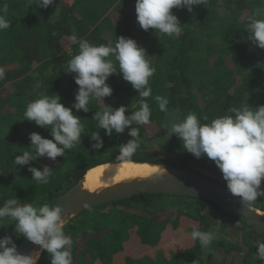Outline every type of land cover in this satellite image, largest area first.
Instances as JSON below:
<instances>
[{"label":"trees","instance_id":"trees-1","mask_svg":"<svg viewBox=\"0 0 264 264\" xmlns=\"http://www.w3.org/2000/svg\"><path fill=\"white\" fill-rule=\"evenodd\" d=\"M26 3L27 0H0V7L7 4L5 15L11 23L10 28L0 31V69L5 73L0 80V206L13 198L19 204L32 203L37 208L43 204L52 206L57 196L89 169L113 161H152L188 169L186 165L199 157L183 150V142L175 133L169 134L173 151L162 157L146 152L141 137L163 134L162 125L170 113L183 119L194 112L204 122V116L212 119L225 115L233 106L258 108L264 104V49L249 39L251 34L246 29L248 17L264 19V15H256L264 10V0H223V4L209 0L207 6H193L191 12L187 7L174 8L182 25L175 37L142 29L137 22L136 0H54L47 8L35 4L28 7ZM119 36L135 39L155 68L149 79L152 94L146 99L151 109L150 123H133L124 132H113L111 136L98 127L94 116L104 105L126 106V115L141 106L138 91L117 71L106 81L113 89L110 96L92 100L87 112L72 108L85 128L77 145L55 160L37 157L28 165H15L16 155L34 151L30 133L52 138L50 129L24 119L28 103L43 95L57 94L66 107H72L79 86L76 74L67 72L66 67L79 51V41L114 45ZM113 63L118 67L114 58ZM157 95L168 99L169 113L159 110ZM132 127L139 130V147L130 159L119 160V147L133 139L129 135ZM93 133L103 141L98 149L93 148L98 143L92 139ZM200 157L208 159L206 154ZM30 167L51 168L49 182L38 184ZM162 196L174 197L145 193L92 207L87 210L91 214L82 212L74 217L64 226L65 235L72 239L69 248L73 264H113L133 232L140 243L156 246L169 224L178 226L177 215L181 213L198 220L197 229L213 234L217 224L208 218L209 211H214L212 206L227 216L222 219L224 228L235 224L242 231L246 264H264L256 255V243L264 241V236L240 218L223 212L212 202L186 196L181 199L189 209L171 212L166 210L169 204H163ZM259 200L260 197L253 205L264 210ZM0 228L9 233L16 246L24 239L16 234L15 221L10 218L0 220ZM222 244L226 243L214 239L202 248L194 240L191 247L172 253L170 258L163 254L156 258L125 256L124 264H210L215 248ZM231 248L240 246L233 244ZM37 264H51L46 250Z\"/></svg>","mask_w":264,"mask_h":264},{"label":"clouds","instance_id":"clouds-1","mask_svg":"<svg viewBox=\"0 0 264 264\" xmlns=\"http://www.w3.org/2000/svg\"><path fill=\"white\" fill-rule=\"evenodd\" d=\"M217 2L223 4V0ZM53 3L54 0H27L26 6L35 4L47 8ZM208 3L209 0H136L137 22L145 31L154 29L155 32L175 37L181 32L182 25L173 9L187 7L191 12L193 6H207ZM6 11L7 4H4L0 7V31L11 26ZM256 15H264V10H259ZM246 29L251 34L249 39L264 49V19L248 17ZM148 57L146 50L131 37L119 36L114 45H94L87 40H80L79 51L71 56L66 67L67 72L76 74L75 82L79 86L74 104L66 107L57 94L43 95L28 103L24 119L50 129L52 138H45L37 132L30 133L31 149L34 151L16 155L15 165H28L31 160L45 156L55 160L77 145L85 128L72 108L87 112L92 100L110 96L113 89L106 81L117 71L138 91L142 98L141 106L139 110L126 115V106L112 108L104 105L102 111H97L94 116L98 127L105 129L107 135L111 136L113 132H124L133 123H150L151 109L146 99L152 94L149 79L154 75L155 68ZM113 58L118 62V67L113 63ZM4 76V70L0 69V80ZM155 101L161 112L169 113L166 97L157 95ZM170 116L171 120L165 121L163 126L170 127L171 133L182 140L183 150L196 157L206 154L214 160L227 182L228 190L234 196H239L248 209L259 197H264V189H261L264 180V104L258 108L247 104L233 106L225 115L212 119L204 116V122L194 112L188 113L183 119L178 118L176 113H170ZM138 131L136 127L130 129L129 135L133 139L119 147V160L130 159L135 154L139 147ZM92 139L98 141L93 145L94 149L103 146L98 133H93ZM29 171L38 184L49 182L51 168L40 170L30 167ZM62 212L60 205L53 207L43 204L37 208L32 203L19 204L13 198L0 206V220L7 217L15 221L16 234L46 250L51 257V264H73L69 248L72 239L65 235ZM214 238L211 232L195 227L191 232V239L198 240L202 248H207ZM256 248L257 258L264 261V241H258ZM36 261L33 255L20 253L10 236L0 238V264H36Z\"/></svg>","mask_w":264,"mask_h":264},{"label":"water","instance_id":"water-1","mask_svg":"<svg viewBox=\"0 0 264 264\" xmlns=\"http://www.w3.org/2000/svg\"><path fill=\"white\" fill-rule=\"evenodd\" d=\"M122 162L113 161L104 164ZM130 162L159 166L163 171L146 178L124 180L94 191L85 188V174L83 178L57 196L52 204L53 207L62 206V215L65 218L64 226L84 210L101 204L145 193H165L212 202L223 212L240 218L250 228L264 236V210L254 205L248 209L239 196H234L226 186L214 181V179L171 164L152 161ZM17 248L22 254L33 255L37 260L36 264L44 252L39 245L33 244L26 238L19 243Z\"/></svg>","mask_w":264,"mask_h":264},{"label":"crops","instance_id":"crops-1","mask_svg":"<svg viewBox=\"0 0 264 264\" xmlns=\"http://www.w3.org/2000/svg\"><path fill=\"white\" fill-rule=\"evenodd\" d=\"M182 220L183 221L181 225L177 227L169 224L163 231L161 240L158 241L159 243L156 246L140 243L136 235L133 237L131 235L129 241L126 242L124 252L115 256L113 264H124V258L126 255L136 258H140L142 256H150L152 258H156L157 255L163 254L166 258H170L172 253H179L186 248L191 247L194 244V240L191 239V232L193 230V227H198V222L196 219L188 215H184ZM187 224H191L193 226H191V228L187 230ZM230 226L226 236L229 240L239 245L240 248L229 249L225 246V244L219 245L214 250L210 264H246L245 257L247 248L241 240L242 231L235 224H231ZM132 245L134 249L143 250L142 254H123L128 248H131Z\"/></svg>","mask_w":264,"mask_h":264},{"label":"rangeland","instance_id":"rangeland-1","mask_svg":"<svg viewBox=\"0 0 264 264\" xmlns=\"http://www.w3.org/2000/svg\"><path fill=\"white\" fill-rule=\"evenodd\" d=\"M177 116V114H176ZM168 121L171 120V116L169 115L168 116ZM169 134H170V127L168 128V133L167 135L165 134H160L154 138H150L148 137V135H144L143 137H141L142 139V144H144V148L146 149L145 151H151V152H155L157 153V156H163L165 153L167 152H172V148H171V144L169 143ZM186 167L188 169H191L192 171H195L196 173L200 174V175H203L205 177H208L210 179H214V181H217L221 184H223L224 186L227 187V182L224 180L223 178V174L221 172V170L219 169V167L216 165L215 161L210 159V158H197L195 160H193L191 163H188L186 165ZM261 189H264V180H262V183H261ZM164 200V205L166 204H169L168 208L166 210H170L171 212L173 210H176V211H181V212H184V210H188L189 208L187 207V204L184 203L183 199H181V196L180 195H174V197H171V196H162L161 197V200ZM168 201V202H167ZM179 201V202H178ZM260 202H262V205L264 206V197H260ZM163 202V201H161ZM257 203V201H255ZM96 208V206H95ZM94 208V209H95ZM214 211H209V214H208V218L209 220H211V222L213 223H216L217 226L214 228V239H221L220 241L222 242H225L226 244V247H229L231 248L233 244H235L233 241H228V238L226 236L227 232H228V229L231 227L229 225H227L225 228V223L224 221H222V219L224 218H227V216L225 214H223L222 212H220L219 210H217L215 207H211ZM97 209H101V208H97ZM87 210L89 209H86L83 211V213H86V215L88 214H91L92 211L88 212ZM93 210V209H92ZM82 213V212H81ZM80 215H83V213ZM184 215H187V214H184V213H181V214H178L177 215V222H179L178 226L181 225L182 223V219H183V216ZM81 218V217H80ZM198 222V225H199V221L197 220ZM188 229L191 228V226L193 225H188ZM230 226V227H229ZM187 228V227H186ZM242 235L243 233L241 232V240L243 239L242 238ZM6 236H10L8 232L2 230L0 228V238L2 237H6ZM135 236V233L133 232L132 233V237ZM244 244V242H243ZM143 250H139V249H134L133 245L131 248H128L126 250L125 253L123 254H129V253H134V254H142ZM127 256V255H126ZM121 260V259H120Z\"/></svg>","mask_w":264,"mask_h":264},{"label":"bare ground","instance_id":"bare-ground-1","mask_svg":"<svg viewBox=\"0 0 264 264\" xmlns=\"http://www.w3.org/2000/svg\"><path fill=\"white\" fill-rule=\"evenodd\" d=\"M162 171L159 166L151 164L141 165L130 161L119 164H103L90 169L86 173L85 188L94 191L124 180L146 178Z\"/></svg>","mask_w":264,"mask_h":264},{"label":"flooded vegetation","instance_id":"flooded-vegetation-1","mask_svg":"<svg viewBox=\"0 0 264 264\" xmlns=\"http://www.w3.org/2000/svg\"><path fill=\"white\" fill-rule=\"evenodd\" d=\"M168 128H169V127H164V126L162 125V131H163V134L167 135V133H168Z\"/></svg>","mask_w":264,"mask_h":264}]
</instances>
